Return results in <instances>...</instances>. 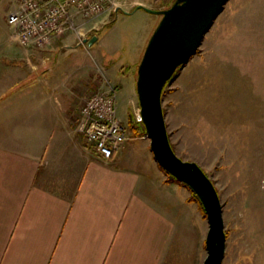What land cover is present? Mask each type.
Here are the masks:
<instances>
[{"label": "crops", "instance_id": "obj_1", "mask_svg": "<svg viewBox=\"0 0 264 264\" xmlns=\"http://www.w3.org/2000/svg\"><path fill=\"white\" fill-rule=\"evenodd\" d=\"M59 44L33 51L37 75L15 60L3 76L0 58V264H202L208 220L150 140L130 129L111 158L85 146Z\"/></svg>", "mask_w": 264, "mask_h": 264}, {"label": "rangeland", "instance_id": "obj_2", "mask_svg": "<svg viewBox=\"0 0 264 264\" xmlns=\"http://www.w3.org/2000/svg\"><path fill=\"white\" fill-rule=\"evenodd\" d=\"M173 1L115 0L111 11L81 26L80 35L71 32L45 47H25L7 21L16 0H0L3 76L11 74L5 66L15 60L22 74L32 64L33 75L40 74L45 53L33 51L67 44L54 61H61L57 71L82 96V106L92 95L115 88L121 119L128 127L139 123L133 85L160 15L135 8L161 9ZM94 36L92 44L84 41ZM164 93L174 149L202 166L221 197L227 232L223 264H264V0H229Z\"/></svg>", "mask_w": 264, "mask_h": 264}, {"label": "water", "instance_id": "obj_3", "mask_svg": "<svg viewBox=\"0 0 264 264\" xmlns=\"http://www.w3.org/2000/svg\"><path fill=\"white\" fill-rule=\"evenodd\" d=\"M228 1L174 0L170 6L161 9L143 4L135 8L160 15L137 68L140 113L159 165L188 185L205 209L209 229L207 256L203 264H223L227 249L223 204L214 181L202 166L196 161L183 159L174 149L166 122L163 93L178 70L197 53ZM96 40L97 36L84 39L89 44Z\"/></svg>", "mask_w": 264, "mask_h": 264}, {"label": "built area", "instance_id": "obj_4", "mask_svg": "<svg viewBox=\"0 0 264 264\" xmlns=\"http://www.w3.org/2000/svg\"><path fill=\"white\" fill-rule=\"evenodd\" d=\"M115 0H16L8 24L25 47H45L55 37L80 35L88 25L111 11ZM116 89L97 93L80 108L76 129L84 144L104 158H111L130 137L131 131L118 114ZM137 121L142 122L140 112Z\"/></svg>", "mask_w": 264, "mask_h": 264}, {"label": "trees", "instance_id": "obj_5", "mask_svg": "<svg viewBox=\"0 0 264 264\" xmlns=\"http://www.w3.org/2000/svg\"><path fill=\"white\" fill-rule=\"evenodd\" d=\"M131 127H133L134 133H137L139 135H142V134H145L146 133V130H145L144 125L143 124H139V123H135V120L132 121ZM169 177L172 180H177L174 176H172L170 174H169ZM191 191L194 193L195 198L199 201L200 208H201L204 216H206V212H205V209H204V207L202 205V202L200 201L199 197L197 196V194L192 189H191Z\"/></svg>", "mask_w": 264, "mask_h": 264}]
</instances>
